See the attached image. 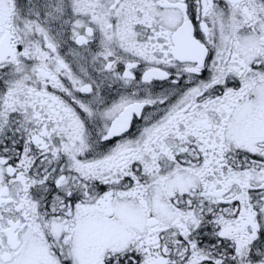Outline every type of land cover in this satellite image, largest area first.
<instances>
[{
	"label": "snow or ice",
	"instance_id": "snow-or-ice-1",
	"mask_svg": "<svg viewBox=\"0 0 264 264\" xmlns=\"http://www.w3.org/2000/svg\"><path fill=\"white\" fill-rule=\"evenodd\" d=\"M0 264H264V0H0Z\"/></svg>",
	"mask_w": 264,
	"mask_h": 264
}]
</instances>
